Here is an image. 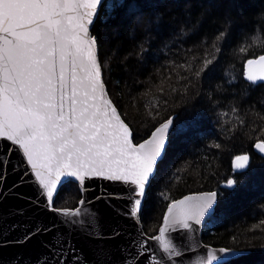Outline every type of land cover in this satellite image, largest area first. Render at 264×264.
Returning <instances> with one entry per match:
<instances>
[{"label":"trees","instance_id":"1","mask_svg":"<svg viewBox=\"0 0 264 264\" xmlns=\"http://www.w3.org/2000/svg\"><path fill=\"white\" fill-rule=\"evenodd\" d=\"M139 2L142 16L102 17L91 33L98 38L104 83L133 141L147 138L172 115L184 131L178 135L173 129L169 136L140 212L143 230L156 234L168 204L187 193H221L216 205L231 199L235 189L224 185L243 173L260 185L247 194L253 201L240 211L227 202L215 209L201 238L251 253L233 264H264V158L254 151L264 141V82L252 83L244 72L248 59L264 54V0ZM221 32L226 38L218 40ZM209 59L210 70L201 72ZM241 153L251 161L239 173L232 160ZM254 163H260L256 172ZM80 198L78 184L68 181L55 205L71 209Z\"/></svg>","mask_w":264,"mask_h":264},{"label":"snow or ice","instance_id":"2","mask_svg":"<svg viewBox=\"0 0 264 264\" xmlns=\"http://www.w3.org/2000/svg\"><path fill=\"white\" fill-rule=\"evenodd\" d=\"M143 8L139 0H0V138H3L0 139V197L4 195L2 185L11 156L14 151H20L29 166L20 183L25 176L34 174L47 210L62 216V224L83 225L85 217L95 224V212L89 214L86 209L90 200L82 198L71 210L55 207L54 194L70 178L81 185L86 178L121 184V191L104 190L93 199L109 203L124 200L128 210L122 214L138 217L157 165L163 159L168 137L173 129L178 135L184 131L170 117L155 128L149 139L133 144V133L106 98L97 56L98 38L91 34L90 26L102 17L115 19L117 14L142 16ZM226 35L221 32L217 39L222 40ZM212 64L213 60H207L201 72L210 70ZM247 64L249 69L254 64L260 65L261 72L254 75L249 71L246 79L253 83L264 81V55ZM4 141L10 142V146L4 148ZM254 147L264 153V143ZM248 162V154L234 157L233 170L245 169ZM19 168L20 165H13L12 170L15 173ZM236 184L230 178L224 187L234 190ZM18 186L14 184L12 188ZM221 195L205 193L170 204L159 235L145 239L141 234L135 242L136 255L147 254L150 239L159 242L170 260L180 257L171 235L166 239L168 229L175 231L178 225L181 229L194 230V225L214 214ZM35 206L40 207L39 199ZM24 213V209H15L0 216V228L9 234L23 228L19 222L6 226L5 222ZM54 231L55 225H38L31 231L25 230L16 243L27 242L41 232ZM65 243L62 234L57 233L52 243L46 245L53 253L51 259L60 257L58 264H65L62 256ZM249 255L247 250L220 249L198 257L193 264H233Z\"/></svg>","mask_w":264,"mask_h":264},{"label":"water","instance_id":"3","mask_svg":"<svg viewBox=\"0 0 264 264\" xmlns=\"http://www.w3.org/2000/svg\"><path fill=\"white\" fill-rule=\"evenodd\" d=\"M91 28L92 26H90V32ZM262 55L248 59L247 61L258 60ZM97 56L98 63L101 66L98 48ZM247 61L244 65L245 76H247L249 71H251L254 75H259L261 72L260 65L254 64L251 69H249ZM101 82L104 85L106 98L111 102L112 106L116 108L117 114L120 116L121 120L129 127V125L123 120L118 108L108 93L103 79L102 66ZM259 82L264 81L257 80L255 83ZM171 117L175 119L174 115ZM166 120L159 123L156 127H159L160 124L164 123ZM129 129L132 132L130 127ZM151 133L147 138L138 143L133 141V144L138 145L149 139L151 137ZM168 139L167 147L169 143ZM257 143H264V141L259 140L255 144ZM9 146L10 142L4 141L3 147L7 148ZM254 151L264 157V153H260L255 147ZM244 154L248 153H241L239 155ZM24 161L25 158L22 156L20 151L13 152L11 156V164L8 166L7 178L2 185V191L4 195L0 197V216H6L15 209H24L25 213L23 216H12L11 219H8L5 222V226L7 224L19 222L24 225L23 228H18L16 231L11 232L10 234L0 228V264H58V259L60 257L51 259L53 253L48 247H46V245L52 243L53 237L54 235H57V233L62 234V239L66 242L64 244V251L62 254L65 264H129L130 260L133 261V264H136V262H138V264H148L149 260L152 261V264H156L157 261H159V264H193L194 260H196L198 257L206 256L210 251L219 252L220 249L243 250L224 246H212L210 244L204 243L202 241L201 235L202 225L206 218L209 217L206 216V218L202 219L201 224L194 225V230L192 231L181 229L178 225L176 226L175 231H173L171 228L168 229V233H166V239L170 234L177 245V249L181 252L180 257L172 258L170 260L168 258L169 254L163 252L159 242L150 239L148 240L147 254L143 257L138 256L136 255L138 246L135 242L140 240L141 234H143L145 239L155 237L148 236L144 232L143 226L140 222V213L138 217L135 218L123 215L122 213L128 210L125 208V204L127 202L124 200H115L109 203L105 200L93 199L104 190L110 192L121 191V184L109 182L99 178H86L84 184L81 185L75 180V178H70L68 181H74L79 186L81 194L80 200L83 198L92 201L86 206V209L89 214L91 212H95V224H92L89 217L84 218L85 223L83 225L62 224V216H58L55 212L47 210L45 198L40 195L41 190L37 187V182H34V174L25 176L24 182L20 183L21 175L27 172L29 168V166H27ZM250 161L251 157L249 155V162L246 168L237 169L235 172L245 171L249 167ZM17 164L20 165V168L14 173L12 167L13 165ZM68 181H65L64 183ZM14 184H19V186L13 189L12 186ZM61 186H59V189ZM213 192L216 191L206 190L196 193H187L171 201L163 213V217L156 236L159 235V230L164 225V216L167 213L170 204L175 201L182 200L185 197H198L202 194ZM54 195L56 197L57 193ZM38 199L40 200V207L35 206V202ZM112 205H115V207ZM76 207L71 209H75ZM118 211L121 214H118ZM38 225L45 227H51L55 225L56 231L49 232L47 234L41 232L37 235H34L27 242L16 243V241L22 237L25 230L31 231ZM117 232L119 235H115ZM101 249L103 250L102 253L99 252ZM213 264H215V262H213Z\"/></svg>","mask_w":264,"mask_h":264},{"label":"rangeland","instance_id":"4","mask_svg":"<svg viewBox=\"0 0 264 264\" xmlns=\"http://www.w3.org/2000/svg\"><path fill=\"white\" fill-rule=\"evenodd\" d=\"M256 161H260V160L257 159ZM259 165H260V163H254L252 165V172H256L260 168ZM254 168H255L256 171L253 170ZM239 173H241V172H239ZM234 189L235 190L232 193L233 194L232 198L229 199V200H226V199L222 200L219 204H217V206H215L216 210L221 208L222 206L228 205V204H230V205L234 204V206L239 204V206H241V205L245 204L246 202H248V200H249V202L253 201V200L249 199V197H248L249 195H247V194L251 193L253 190H257V191L260 190V185L257 184L256 182L252 181V180H250V181H248L247 179L245 180V176L242 173V174L238 175V177H237V186ZM255 192L256 191H254L252 193H255ZM244 196H245V198H244ZM225 202H227L228 204L225 203ZM55 207L56 208H61V207H57L56 205H55ZM67 209H69V208H67ZM257 209H258V207L255 206V208H253V211H255ZM155 235L156 234H154L153 236H155ZM236 249H238V248H236ZM243 250H246V249H243Z\"/></svg>","mask_w":264,"mask_h":264},{"label":"bare ground","instance_id":"5","mask_svg":"<svg viewBox=\"0 0 264 264\" xmlns=\"http://www.w3.org/2000/svg\"><path fill=\"white\" fill-rule=\"evenodd\" d=\"M172 138V137H171ZM171 138H169V139H171ZM172 140V139H171ZM169 146H170V144H169ZM168 151V150H167ZM259 168V167H258ZM255 169V168H254ZM259 178V177H258ZM249 191V190H248ZM249 193V192H248ZM244 198H245V196H244ZM233 201V200H232ZM241 202V201H240ZM239 205V204H238ZM238 205H235L234 207H237ZM217 206V205H216ZM230 206V208H234L233 206H231V205H229ZM244 207H245V205H241V206H238V211H240V210H242V209H244ZM234 210H236V209H234Z\"/></svg>","mask_w":264,"mask_h":264}]
</instances>
